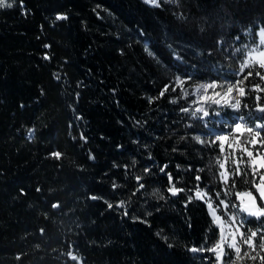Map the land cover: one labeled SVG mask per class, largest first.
Masks as SVG:
<instances>
[{
    "label": "trees",
    "instance_id": "trees-1",
    "mask_svg": "<svg viewBox=\"0 0 264 264\" xmlns=\"http://www.w3.org/2000/svg\"><path fill=\"white\" fill-rule=\"evenodd\" d=\"M7 3L0 264H211L220 231L195 192H222L216 120L264 123V72L236 74L264 27V0ZM222 75L244 88L240 110L193 116L191 87Z\"/></svg>",
    "mask_w": 264,
    "mask_h": 264
},
{
    "label": "rangeland",
    "instance_id": "rangeland-1",
    "mask_svg": "<svg viewBox=\"0 0 264 264\" xmlns=\"http://www.w3.org/2000/svg\"><path fill=\"white\" fill-rule=\"evenodd\" d=\"M144 1L146 2V0ZM163 2L175 3V0H157V4L155 5L159 6ZM148 4L151 6H155L154 4ZM257 34L258 42L256 45L251 46L247 49L246 57L240 64V69L236 72L238 76L242 74L241 72H243L245 69H251V72L255 71L259 74L260 69L264 72V68L260 66L261 63H264V27H261V29L258 30ZM222 79L224 80L222 82L204 81L196 84L195 86H192L189 90V95L192 96V108L190 109V111H195L204 115V111L209 112V110H211L212 112H214L216 111V108L223 107L225 108V111L232 110L238 112L240 110V107L238 109H233L231 107V103L239 101V105L241 104L242 96L239 95V89L243 87L241 86L240 81H233L234 76L222 75ZM208 85H218V87H215L214 89H208L207 95L211 96L213 92L220 93L221 96L219 97V99L222 100L220 104L212 103L211 100L205 101L204 99H201V97L205 96V88ZM230 87L233 89L230 95H223L225 93H228ZM224 99H229L230 103H223ZM197 109L203 110L197 111ZM258 110L260 111V108ZM216 121L218 131L212 133L211 138H214V140L217 141V136L228 137V139L223 142V151H221L220 149L221 153L219 160L220 164H224V168H221V171H227V173L229 174V180L227 184L222 181L224 184L222 192L218 191L208 193L205 190H200L207 193L206 200L202 201H204L207 206L209 202L212 205L211 208L208 207V210L213 219L214 225L217 226L220 231V238L221 228H223L226 238L223 246L221 264H233V261H237L234 250L228 247V243L231 242L232 234H236V242L238 246L241 247V256H243L245 251H249L250 255H256V253H259V256L255 261H252L249 257H244L242 260L237 261V264H262L260 260V256H262L260 252L261 249H259V245H257L256 239L258 238L259 233L264 232V229L257 230L258 234L253 239L255 250L252 251L249 249L248 245H244L242 243L241 237L236 232V226H239V231L245 234L244 238H247L250 235V232L254 231L253 229L244 231L247 218H250L252 216H248L247 213L241 211L242 201L237 197V193L251 192L255 197L256 205L258 207H264V201L261 200V197L255 188V184L260 182V175L264 174V169L258 170L257 174L254 176L251 166L247 163L249 158L247 157L246 153L243 152V148L247 147L248 150L254 153V155H264V144L257 143L256 146H253L252 144L248 143V141L253 138L254 133L257 131L260 132V137H257L256 139L258 141L264 140V123L257 120H251L249 118L247 119L241 115H237V121L235 124H231L228 122L223 123L224 121L221 118H218ZM238 123L241 124V129L239 132H236L234 131V129L235 125ZM257 125H259L260 127H257ZM249 128L253 130V133L250 134L247 131V129ZM30 136H32V133L30 134ZM217 142L220 146L221 141ZM234 161H243V163L239 165V172H237V164L234 163ZM242 186H248L249 190H242ZM216 193H219V196H217ZM221 201H223L224 203L222 204ZM243 202L250 203L247 197L243 198ZM225 205H227V207H225ZM212 209H215V217L213 216ZM233 217H235V221H233ZM261 218L262 217H260L259 219L262 220ZM260 224L261 226L264 225V219L260 222ZM210 253L213 254L211 264H217L215 254L212 252ZM71 258L81 264L80 259L75 255H71Z\"/></svg>",
    "mask_w": 264,
    "mask_h": 264
},
{
    "label": "snow or ice",
    "instance_id": "snow-or-ice-1",
    "mask_svg": "<svg viewBox=\"0 0 264 264\" xmlns=\"http://www.w3.org/2000/svg\"><path fill=\"white\" fill-rule=\"evenodd\" d=\"M146 2L150 3V4H154V5L157 4V0H146ZM11 6H12L11 4L7 3V0H0V8L11 7ZM57 19L58 20H62V19H67V17L64 16V15H58ZM260 66L262 68H264V63H261ZM249 75H251V73H249ZM257 75L259 76L260 74L257 73ZM262 79H264V77H262ZM179 83L182 85L183 81H179ZM215 87H218V85H208L205 88V96L201 97V99H204L205 101L211 100L212 103L220 104L222 102V100L219 99V97L221 96L220 93L213 92V94L211 96L207 95V90L208 89H214ZM256 87L258 88L259 86L257 85ZM167 90L168 89L165 88L161 92V96H163L164 92L167 91ZM232 91H233V89L230 87L229 90H228V93H225L223 95L229 96ZM261 91H264V89H261ZM184 95L187 96V93L184 92ZM239 95L240 96L245 95V90L243 88L239 89ZM257 100H259V96H257ZM223 103L228 104V103H230V101H229V99H224ZM231 107L233 109H238L240 107L239 101H236L235 103H231ZM202 110L203 109H197V111H202ZM182 111L187 112L188 109H182ZM260 111H264V108H260ZM192 115L195 116L196 112L195 111L192 112ZM204 115L205 116L208 115L207 111H204ZM257 127H260V126L257 125ZM240 129H241V124H239V123L236 124L234 131L239 132ZM247 131L250 134L253 133V130L250 129V128L247 129ZM257 137H260V132H258V131L254 133L253 138L250 141H248V143L252 144L253 146H256L257 143L264 144V140L258 141L256 139ZM195 139L200 141V137H198V136L195 137ZM227 139H228L227 136H217L216 137L217 141H221V145H220L221 151H223V147H224L223 142L226 141ZM200 142L203 143V141H200ZM243 152L246 153L247 157L249 158L247 163L251 166V169H252V172H253L254 176L257 174L258 170L264 169V155H259V154L254 155V153L252 151L248 150L247 147L243 148ZM234 163L237 164V172H239V165L241 163H243V161H234ZM220 167L223 169L224 168V164H221ZM220 178L222 179V181L225 184H227V182L229 180V174L227 173L226 170L220 172ZM136 179L139 180L140 177H137ZM195 179L197 181H199L200 177L197 176ZM259 179H260V182L255 184V188L258 191V193H259V195L261 197V200L264 201V174L260 175ZM171 180H172V177L169 174V181L171 182ZM113 187H115V185H113ZM140 187L142 188L143 185H140ZM168 191L172 195H177L179 192H182L183 189H178V188H176L173 185L172 187H170L168 189ZM216 195L219 196V193H216ZM195 197L197 199H200V200H206L207 193H205L202 190H200L199 188H197V190L195 192ZM237 197L240 198L241 201H242V203H241V211L242 212L247 213L248 216L256 217L258 219L260 217H264V207H258L256 205L255 197L252 195L251 192L237 193ZM245 197L248 198L250 203H244L243 202V198H245ZM95 198L96 197H93V199H95ZM192 199H193L192 196L188 197L189 201H191ZM221 203L223 204L224 202L221 201ZM119 206L123 207L124 206L123 202H121V204ZM108 207L111 208V207H113V205L109 204ZM208 207L209 208L212 207L210 202L208 203ZM225 207H227V205H225ZM212 213H213V216L215 217V209H212ZM125 214H127V213H125ZM232 219H233V221H235V217H233ZM236 232L241 237L242 243L244 245H248L249 249L254 251L255 250V245L253 243V239L257 236L258 232L257 231H251L250 235L247 238H244L245 234L243 232L239 231V226H236ZM225 240H226V238H225V235H224V231H223V228H221V238H220V240L217 242V244L214 247H212L210 249H207V251L212 252V253L215 254L216 260H217V264H221V257L223 255V246H224ZM228 247L234 250L235 256L237 258V261L242 260L244 257H249L252 261H255L257 259V257L259 256V253H256V255H250L249 251H245L243 256H241V247L238 246V244L236 242V234H232L231 242L228 243ZM259 247L261 248V250H264V242H262ZM191 251H193V252H202V251H204V249H195V248H193V249H191ZM260 260H261L262 264H264V256H260ZM237 261H233V264H237Z\"/></svg>",
    "mask_w": 264,
    "mask_h": 264
},
{
    "label": "bare ground",
    "instance_id": "bare-ground-1",
    "mask_svg": "<svg viewBox=\"0 0 264 264\" xmlns=\"http://www.w3.org/2000/svg\"><path fill=\"white\" fill-rule=\"evenodd\" d=\"M92 200H96V198L95 199L92 198ZM56 206H58V208H59V205H56ZM56 206H55V209H58V208H56Z\"/></svg>",
    "mask_w": 264,
    "mask_h": 264
},
{
    "label": "water",
    "instance_id": "water-1",
    "mask_svg": "<svg viewBox=\"0 0 264 264\" xmlns=\"http://www.w3.org/2000/svg\"><path fill=\"white\" fill-rule=\"evenodd\" d=\"M56 208H58V206H56Z\"/></svg>",
    "mask_w": 264,
    "mask_h": 264
}]
</instances>
